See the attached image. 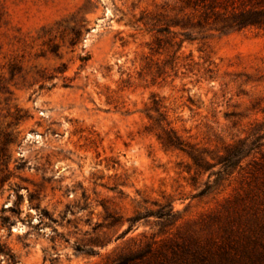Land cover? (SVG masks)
<instances>
[{"label": "rangeland", "instance_id": "rangeland-1", "mask_svg": "<svg viewBox=\"0 0 264 264\" xmlns=\"http://www.w3.org/2000/svg\"><path fill=\"white\" fill-rule=\"evenodd\" d=\"M179 6L0 0V243L17 264H252L262 251L264 30L177 50L164 14ZM166 123L208 169L161 145ZM239 142L248 155L226 168Z\"/></svg>", "mask_w": 264, "mask_h": 264}, {"label": "trees", "instance_id": "trees-1", "mask_svg": "<svg viewBox=\"0 0 264 264\" xmlns=\"http://www.w3.org/2000/svg\"><path fill=\"white\" fill-rule=\"evenodd\" d=\"M179 13L169 17L164 14V46L176 47L177 50L184 42L204 40L213 32L237 31L246 27H257L264 30V0H179ZM178 29L179 32H175ZM177 35L182 36L178 38ZM178 39V40H176ZM158 140L165 149L180 150L185 152L199 170L208 169V164L195 149L185 143L176 132L166 123L161 132L157 135ZM12 139L9 134L4 135L2 147H0V193L3 183L11 176L9 170L10 154L5 149ZM243 142L236 143L228 148L222 162L226 168L236 166L248 155V150ZM23 160L16 162L14 171L25 168ZM17 201L7 209L20 214L21 195L16 194ZM137 217L129 220L131 223L137 221ZM114 220L108 224L112 226L117 223ZM2 225H9L10 217L5 216L1 220ZM262 251L256 258H250L252 264H264V242L261 245ZM0 254H3L7 262L17 264L12 254L6 251L4 244L0 243ZM132 259V255L123 258L122 263Z\"/></svg>", "mask_w": 264, "mask_h": 264}]
</instances>
